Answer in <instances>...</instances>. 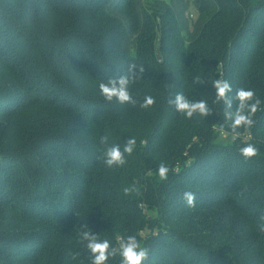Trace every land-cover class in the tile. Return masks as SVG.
I'll return each instance as SVG.
<instances>
[{
  "label": "trees",
  "instance_id": "16d2710c",
  "mask_svg": "<svg viewBox=\"0 0 264 264\" xmlns=\"http://www.w3.org/2000/svg\"><path fill=\"white\" fill-rule=\"evenodd\" d=\"M19 34L30 46L14 47ZM132 63L137 105L106 101L99 83ZM219 75L264 101V0H0V264H90L89 229L114 247L137 235L145 264H264V105L240 138L219 132ZM176 93L212 114L186 118ZM104 135L135 137L125 165L102 163ZM249 135L260 152L245 160Z\"/></svg>",
  "mask_w": 264,
  "mask_h": 264
},
{
  "label": "clouds",
  "instance_id": "9594fccd",
  "mask_svg": "<svg viewBox=\"0 0 264 264\" xmlns=\"http://www.w3.org/2000/svg\"><path fill=\"white\" fill-rule=\"evenodd\" d=\"M143 72V65L129 64L127 73L109 77L107 82L99 83V91L108 102L115 100L120 104L127 103L136 106L138 101L130 93L129 87L141 78ZM207 82L211 83L215 90L213 103L222 102L224 105L225 123L219 125L218 131L225 133V129H229L233 139L242 136L241 130L249 132L256 123V114L262 110V105H264V101L257 97L255 90L239 88L233 96L229 95L233 92L230 82L221 78L220 75L218 79L209 77ZM194 83L198 85L204 84L206 81L197 77ZM155 102L153 96L146 95L139 106L147 109L152 107ZM168 103L188 119H192L194 116L205 118L213 112L206 100H189L183 93H176L174 98L168 100ZM249 141L250 135L239 147V153L245 160L258 156L260 152L259 148ZM99 142L103 146L102 163L109 168L125 165L126 156L132 155L136 146V139L132 136L123 143V148L119 144L109 145L107 135L101 136ZM169 171L170 168L164 163H159L156 169L161 180L167 179ZM123 191L125 195H128L139 190L133 185L132 187H125ZM183 199L188 207H195L196 196L193 192H184ZM260 219L264 221V213L261 214ZM258 230L264 233V223L258 226ZM80 238L86 242L85 247L89 253L90 264H109V260L117 255L120 258L119 264H145L149 258L150 249L142 245L137 235L118 237V247H114L108 239H99L98 235L92 234L90 229L81 231ZM77 255L78 253L74 254L72 258L75 259Z\"/></svg>",
  "mask_w": 264,
  "mask_h": 264
},
{
  "label": "rangeland",
  "instance_id": "374dc122",
  "mask_svg": "<svg viewBox=\"0 0 264 264\" xmlns=\"http://www.w3.org/2000/svg\"><path fill=\"white\" fill-rule=\"evenodd\" d=\"M185 17L189 20L191 26L193 25V23L196 22L197 11L195 10L194 6H189L188 11L185 13ZM26 39L27 38L23 34L14 35L10 37V40L12 41V43L15 44L14 47L16 48H21V47L25 48L26 46H30V44H27ZM33 42L35 43V41H31V43ZM247 138L249 137H243V139H247ZM228 140H231V139L228 138L227 135H223L221 141L220 139H218L217 142L226 143Z\"/></svg>",
  "mask_w": 264,
  "mask_h": 264
}]
</instances>
